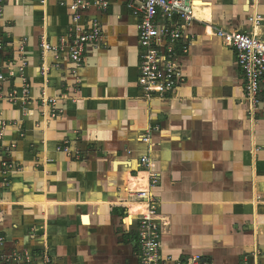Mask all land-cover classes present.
I'll return each mask as SVG.
<instances>
[{
  "label": "crops",
  "instance_id": "0c3cea01",
  "mask_svg": "<svg viewBox=\"0 0 264 264\" xmlns=\"http://www.w3.org/2000/svg\"><path fill=\"white\" fill-rule=\"evenodd\" d=\"M106 1L107 9L95 2L82 15L85 25L98 20L103 37L75 70L68 53L43 57L39 46L71 33L73 0H4L8 78L0 87L21 92L26 39L32 101H0V253L29 254L33 264L44 256L52 264H139L137 220L148 203L135 193L148 191L149 170L160 175L151 192L165 260L264 264V93L253 121L236 53L214 35L252 30L248 0H191L197 20L186 27L185 83L167 98L139 87V20L127 0ZM258 32L264 38V21ZM48 97L58 99L56 117L42 105Z\"/></svg>",
  "mask_w": 264,
  "mask_h": 264
},
{
  "label": "built area",
  "instance_id": "2783aa9c",
  "mask_svg": "<svg viewBox=\"0 0 264 264\" xmlns=\"http://www.w3.org/2000/svg\"><path fill=\"white\" fill-rule=\"evenodd\" d=\"M262 0H248V10L251 13L250 32L228 31L216 29L214 35L223 43L234 49L237 56V64L244 80V99L248 103L249 114L253 121L257 115L264 93V38L258 32L264 19L259 14V6ZM97 3L101 9L108 7L106 0H73L70 8L75 11L73 16V28L59 45H51L45 38L40 42L43 57L48 53H55L57 59L63 53H68L70 60L75 64V70L83 64V55L86 46L99 43L103 37V29L98 20L94 19L88 24H83L82 15L88 11L92 4ZM3 3L0 0V19L3 18ZM66 5V4H62ZM127 8L139 20V44L142 48L139 87L147 97L167 98L177 88L185 83L183 64L181 59L189 54L192 37L187 33L186 27L197 20V6L191 0H127ZM27 40L24 39L18 50L22 58L19 74L24 79L23 88L20 91L13 89L7 95H3L0 87V101L7 100L13 104L21 103L27 106L32 97L30 84L24 77L27 66L24 54ZM4 46L0 42V84L7 80L2 71L3 59L1 55ZM43 74L48 68L42 67ZM15 75L14 68L10 69V77ZM42 105L50 108L52 117H56L61 111L57 108V98H43ZM4 134V128L0 130V139ZM144 143L151 142L150 135L142 139ZM61 149V148H60ZM68 151L67 148H63ZM141 166L150 168V158L143 157ZM149 173L148 191L136 192L141 202L149 205L148 214H141L137 220V237L140 248L139 264H171L165 260L160 252L163 220L158 203L153 197L151 188L159 183L160 175L147 170ZM131 225V224H130ZM42 264H52L49 257H43ZM16 262L17 264H33L29 254L19 256H5L0 253L1 262ZM173 264H210L200 256L189 257L183 262Z\"/></svg>",
  "mask_w": 264,
  "mask_h": 264
},
{
  "label": "bare ground",
  "instance_id": "6f19581e",
  "mask_svg": "<svg viewBox=\"0 0 264 264\" xmlns=\"http://www.w3.org/2000/svg\"><path fill=\"white\" fill-rule=\"evenodd\" d=\"M148 208H149V205H148ZM148 211H149V210H147V212H146L145 214H148Z\"/></svg>",
  "mask_w": 264,
  "mask_h": 264
}]
</instances>
